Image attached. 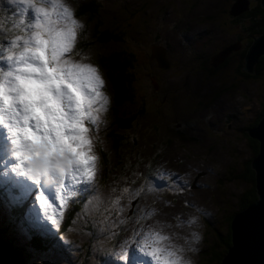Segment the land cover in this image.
I'll return each mask as SVG.
<instances>
[{"label": "rangeland", "instance_id": "374dc122", "mask_svg": "<svg viewBox=\"0 0 264 264\" xmlns=\"http://www.w3.org/2000/svg\"><path fill=\"white\" fill-rule=\"evenodd\" d=\"M80 1L86 0H60L70 12ZM91 1L94 7L93 20L89 17L88 20H78L72 12L69 20L63 8L52 11L51 0H33L32 7L24 0H0V6L6 7L4 12L0 8V32L3 36L8 35L0 47V76L8 71L14 72V67L13 70L11 68L13 63L7 61L8 50L12 42L16 41L17 46L12 49L15 60L24 50V41L30 40L36 31V21L43 20L37 14L36 7H45L52 12L49 27L55 31H64L72 24V20L77 24L87 23L88 33L85 37L90 36L93 47L84 57L77 55L78 47L74 52H67L61 59L71 62L74 67L78 66L76 63H88L95 67L104 81L101 91L108 98L105 110L98 114L93 111V115H98V124L94 126L90 121H85V126L89 128L92 152L98 157L90 183L78 176L80 181L73 182L74 185L68 188L63 187L66 181L64 177L46 182L50 188L45 186L44 181L37 185L31 184L28 170L14 166L11 154L8 155L6 163L9 169L0 171L3 178L0 180V229L9 238L11 225L17 239L28 249L30 264H64L62 256H52V245L43 238L38 236L39 240L31 241L29 247L26 245L33 235H54L64 218L70 221L69 231L79 234L77 238L65 233L58 237L59 242L73 249L72 256L84 238L82 234L88 239H94L87 264L120 261L123 264L122 257L132 249L149 259L146 264H157L151 255L154 249H159L157 255L161 251L166 253L181 249L180 254L191 259L194 264H208L210 261L217 264V257L209 260L206 253L208 245L216 240V232L209 229L210 223L203 216H195L193 210L200 206L211 208L214 211L211 219L214 227L221 234L225 233L230 215L239 209L238 196L253 186L249 161L254 156L256 145L253 146L248 141L243 131L249 124L253 126L255 116L264 105V68L252 70L253 76L244 75L240 70L239 54L243 58L246 50L243 47L248 40L243 38L258 36L259 31L245 32V27L238 24L235 34H230L233 28L222 20L221 31L210 35V29H205L204 32L209 38L211 36V41L206 43L207 35L197 41L206 46L195 54L200 58L192 61L195 58L192 57L193 48L188 49L184 45L182 34L196 30V27L185 30L184 15L180 18L172 16L170 2L157 0L162 12L155 15L156 9H152V4L142 9L144 0L139 6L138 0ZM10 7L13 12H10ZM96 7L99 8L98 15ZM225 18H229L228 14ZM243 18L246 20L245 25L252 26L248 21L252 18L250 14ZM176 22L179 24L175 25ZM123 23H129L132 31L131 27L124 26L125 34L121 41L111 45L113 48L123 46L129 49L128 54L137 58L121 56L129 59L123 73L129 78L122 84V96L127 98L125 104L122 101L119 106H113L114 97L110 85L105 82L106 75L93 64L98 51L105 52V47L99 45L97 37L93 38V32L96 31L94 26L104 31V25L109 27L110 34H118L119 30L109 24H115L119 29ZM152 27H155L152 34L156 33L159 39L149 50V35L146 31ZM5 28H9L7 33H3ZM233 42L228 54L232 60L228 62L222 45L228 47ZM154 48L158 52L155 53ZM151 53H158L164 58L166 67L155 66L151 59V73L150 60L143 59L150 58ZM220 54L223 59L225 57L224 62L219 60ZM219 104L227 107L221 109ZM98 106L93 105V109ZM137 108L141 110L140 113H137ZM230 109L235 110L236 115L228 119L226 114ZM128 115H134L135 119L129 129L120 131L123 142L116 151L110 147L107 136L108 133L115 134V119ZM5 133L9 136L7 129L0 125V134ZM130 138L132 142L129 141ZM6 151L10 153L8 149ZM25 169L26 173L21 174ZM10 170L16 174L9 184L18 182L16 185L6 184L11 179ZM106 171L108 177L105 175ZM99 174L104 175V183H101ZM121 183L125 184L123 188L129 195L128 200L121 197L124 194ZM188 183L193 184L191 188L181 194H173L176 189ZM15 189L19 191L17 196L10 193ZM66 190L71 191L73 196L90 191L92 197L71 208L69 204L74 197L68 198ZM110 190L117 194L116 202L119 205L112 219L104 216L111 207L108 202L114 193H109ZM41 191L48 200L46 206L54 211L52 214L49 212L50 215L40 211L38 196ZM55 196L59 203H64L63 208L57 207ZM17 198L26 200V210L31 221H24L20 214L22 204H15L19 200ZM46 206H43L45 212ZM7 209H10L9 212ZM172 216L175 217L174 221L170 220ZM169 220L170 224L165 225ZM75 239L77 240L73 241ZM33 244H37V248ZM213 246L219 249L218 243ZM95 247L99 250L96 251ZM83 261L85 260H80L79 264H83Z\"/></svg>", "mask_w": 264, "mask_h": 264}, {"label": "clouds", "instance_id": "9594fccd", "mask_svg": "<svg viewBox=\"0 0 264 264\" xmlns=\"http://www.w3.org/2000/svg\"><path fill=\"white\" fill-rule=\"evenodd\" d=\"M24 2L29 7L33 6V0ZM51 7L53 12L58 8L65 9L60 0H51ZM36 12L43 20L36 21L35 32L47 36L44 29L37 25L41 21L49 22L52 12L45 7H36ZM76 25L75 21V24L63 31L68 39H76ZM27 42L25 40L24 44ZM16 46V41H13L8 50L7 61L13 63L14 70L23 73V77L15 78L9 72L0 76V113L4 114V120L0 122L7 128V113H15L17 107L22 110V115H18V122L13 121L15 127L8 137L11 141L8 149L11 162L18 168H26L37 183L57 181L65 175L75 177L76 173L85 182H91L90 175L96 167L98 157L92 152L89 128L85 126V121L96 125L98 119L90 114L89 94L93 93V89L88 73L82 67L91 65L76 63L78 66L74 67L71 62L62 60L51 39L47 46L41 40L31 52H26L24 48L14 60L12 49ZM17 65L23 67L17 69ZM30 124L35 126L36 132L32 131ZM12 137H15V142ZM251 180L253 181V171ZM192 185H182L173 194H181ZM250 188L254 190L253 186ZM193 211L200 212L208 222L214 217V211L205 206L195 207ZM170 220L174 221L175 217L172 216ZM170 220L165 225H169ZM181 252V249L166 253L161 251L154 258L157 264H194ZM147 261L141 259L138 264H146ZM120 263L121 261L109 264Z\"/></svg>", "mask_w": 264, "mask_h": 264}, {"label": "trees", "instance_id": "16d2710c", "mask_svg": "<svg viewBox=\"0 0 264 264\" xmlns=\"http://www.w3.org/2000/svg\"><path fill=\"white\" fill-rule=\"evenodd\" d=\"M175 1L178 3V6H175L174 4H172V8H171L172 13H173L172 16H177L180 18L182 15H184V17H185L184 19H187V18H192V16L197 15V16H195V20H198L200 23H208L209 22V20L205 16H201L202 14L201 15L200 14L199 15L198 14H192L190 11V8L188 7V5H189L188 3L184 2L183 0L182 1L181 0H175ZM155 2H156V0H147V5L149 6ZM234 2H236V0L232 1L231 4ZM251 7L256 8V9H254V11H251V13H248L252 16L251 20L248 19V21L250 23H252V26L245 25L246 20H244L243 16L247 15L246 12H243L241 15L238 14V15L232 17L229 15L228 11L226 10L227 13H225V15L228 14V16H229V18H228V20L230 22L229 26L237 27V25L239 24L240 27H245V32H247V31L253 32L256 30H258L259 32L262 31V29L264 27V7H262V6L258 7L256 2L252 3ZM0 8H3V7L0 6ZM247 8L250 9L248 3H247ZM95 9L97 12L96 14L98 15L99 14V8L96 7ZM9 10L13 11V8L10 7ZM4 11H6V7L3 8L2 12H4ZM92 11H94L92 1L86 0L84 2L80 1V4L78 6H76L74 8V10L71 12L75 17H78V20H86L87 17H89L91 20H93L94 19V17H93L94 13ZM161 12L162 11L160 10V13ZM86 24L87 23H85V22H81L78 25V26H80V28H78V34L80 36V38H79L80 41L78 42V45H77V47L79 46V50L77 52L78 53L77 55L80 57H84L86 55L87 51L90 50L91 47H93L91 42H90V36L85 39V36L88 33V28L86 27ZM109 25L112 26L113 28L119 30V33L118 34H110L109 27H104V25H103L104 31L98 30V28L96 26H94L96 31L93 32V38L97 37L99 45H103L105 47V52L101 53L100 51H98L97 56H95L96 62H93V64L98 67V69L100 70V72L102 74L105 73L106 76L103 75L105 82H107L110 85V89L112 90L113 97H114L113 106H119L120 103L122 101L124 102L125 99L127 98V97L124 98L122 96V94H123L122 84L126 83L128 81L127 79L129 78L123 74L124 69L128 64L127 60H129V59H124L121 56H127L131 59H135V58H137V56H134L133 54H128L129 49H127L123 46H122V48H117V47L113 48L111 45V44H114V43L121 41L120 30L124 29V26H126V23L121 24L119 29L115 24H109ZM217 27L220 28V25H217ZM188 28L189 27L185 26V30H188ZM5 32H7V28L4 29L3 33H5ZM4 40H5V36H3L2 32H0L1 46H2V43ZM243 40L246 41V40H252V39L249 37L248 39L243 38ZM112 54H114V55H113V57L110 58L109 55H112ZM263 63H264V55H262L261 57H259L257 59V61L255 63V65H256L255 69H258L259 67H261V65ZM124 104H125V102H124ZM109 109H110V107H109ZM136 111H137V113L141 112V110L140 109L138 110V108L136 109ZM263 114H264V105L262 106L260 111L255 116V122L253 123V125L259 120V118ZM134 119H135L134 115H128V116H124V117L115 119V124L117 126V127H115V134L108 133V136H107V140H108L110 147H112L113 149L118 151V149L122 145L121 143L123 142V138L121 137L120 131L129 129L131 127V123ZM129 141L132 142L131 138L129 139ZM256 145H257V143H256ZM101 155L103 156L104 153H102ZM119 159H121V158H119ZM100 168H101V165H100ZM105 175H106V177H108V171H106ZM241 175L244 176L243 173H241ZM99 176L102 180L101 183H104V181H105L103 178L104 175L99 174ZM98 183L100 184L99 181H98ZM124 186H125V184L121 183V187H122L123 193H124V194H121V197L127 198V200H128L129 195L126 194V191L123 188ZM109 193H114V192L112 190H110ZM254 198H255L254 190L252 188L246 189L245 192L241 193L240 196H238V200H237V203L239 205L238 210H240L241 208L246 206L248 203L253 201ZM116 201L118 202V196H117V194L114 193L108 202V204L111 207L108 210V213L104 214V216H106V218L108 216L112 219L114 211L117 208H119V205ZM209 223H210L209 229L211 231L216 232V234L214 236V237H216V240H214L215 241L214 243H211L212 242V240H211V242H210L211 244L208 245L207 252H206L208 255L207 254H205V255L209 256L208 257L209 260H211L213 257H217V260H220V258L222 256H224L223 253L226 252V247H229L231 245L229 234H228V231L221 234L219 232V230H217L214 227L213 221H210ZM9 228H10L9 238L5 237L3 229H0V239H3L4 241L8 242V244L10 246H12L13 249L21 252L22 254L24 253L25 260H26L27 257H29V255L27 256V254H28L27 247H25L23 242H20L17 239V236H16L13 228L11 227V225H9ZM74 234H75L76 238L79 236V234H77L75 232H74ZM82 237H84V238L80 241L78 254L75 258H70V256L66 255V254H59L56 251H52L53 257L62 256L61 261L64 264H79L80 260H85V261H83L84 262L83 264H87L86 261L88 260V258L91 255V252H90L91 244H92V241H94V239L93 240L88 239L87 236H85L84 234H82ZM4 238H6V239H4ZM85 239L87 242L85 241ZM33 240H39V239L31 238L30 241H28V244H26V245L28 247L31 246V241H33ZM76 240L77 239H75V241ZM215 243H218L219 249H216L213 246ZM33 246L37 248V244H33ZM209 247H210V249H209ZM94 249L96 251L99 250L98 247H95ZM26 263L28 264L30 262L26 261ZM43 264H45V263H43ZM46 264H50V263H46ZM208 264H212V262L210 261Z\"/></svg>", "mask_w": 264, "mask_h": 264}, {"label": "water", "instance_id": "95a60500", "mask_svg": "<svg viewBox=\"0 0 264 264\" xmlns=\"http://www.w3.org/2000/svg\"><path fill=\"white\" fill-rule=\"evenodd\" d=\"M248 0H237L227 9L230 16L246 11ZM264 7V0H258ZM240 70L252 74L255 63L264 55V27L258 36L250 37ZM238 45V44H237ZM223 59L220 54L219 60ZM248 137L257 141L256 154L250 159L253 171L255 198L240 210L234 212L229 220L228 234L230 246L217 264H264V114L245 131ZM195 216H203L194 211ZM23 254L0 239V264H23Z\"/></svg>", "mask_w": 264, "mask_h": 264}, {"label": "flooded vegetation", "instance_id": "af4514ba", "mask_svg": "<svg viewBox=\"0 0 264 264\" xmlns=\"http://www.w3.org/2000/svg\"><path fill=\"white\" fill-rule=\"evenodd\" d=\"M166 1L167 2H170L171 5L174 4L175 6H178V3L175 0H166ZM183 1L189 4L188 7L190 8V11H191L192 14H198L199 15V14L202 13L201 16H205L209 20L208 23H200L198 20H195V16H197V15H195V16H192V18L185 19V22L183 23V25L184 26H187V27H194V28L196 27V30H191L189 32H184L182 34V41H183L184 45L188 49L193 48L191 50V51H193V56L192 57H195V58H193L192 61H195L199 57L198 55H195V54L198 53V52H200L201 49L204 46H206V44H204V43L203 44H198L197 41L200 38H202V36H204V35H207V38H208L207 41H206V43H208L209 41H211V36H210V38L208 37V34L206 32H204L205 29L206 28H209L210 30H208L209 31L208 33L210 35H212V33L215 32V31H221L220 28L217 27V25H220V23H222V20H223V23H227L228 25H230L229 20L227 18H225V13H226V10L227 9L229 10L231 2L234 1V0H183ZM202 1H204L203 4L201 3ZM141 2H142V0H138L137 6H139V4ZM255 2L257 3V5L259 7L260 5L258 3V0H248V5H249L250 9L248 8V10L244 11V12H246V14L251 13V11H254V9H256V8H252L251 7V4L252 3H255ZM135 6H136V4H135ZM152 6H153L152 9H156L155 15H159L160 14V9H159L160 6L158 7L157 0H156L155 3L152 4ZM147 7H148L147 0H144L143 3H142V9H146ZM134 11L136 12L137 10H134ZM241 14L242 13H240V15ZM175 17H177V16H175ZM214 21H216V22H214ZM143 24H145V22H143ZM177 24H179V22H176L175 23V25H177ZM126 26L131 27V31H132V26L129 23H126ZM232 28L234 30H232V32L230 34H235V28L236 27H232ZM154 30H155V27H152V28H150L149 30L146 31V34L149 35V38L147 40V43L149 44L147 47H148L149 50H151V47L153 45H155L156 42H158V40H157L158 39V36L156 35V33L152 34V32ZM120 33H121V38H122V36L125 34L124 33V30L121 29L120 30ZM249 43H250V40H248L246 46L243 47V48H247V46L249 45ZM233 44H234V42L231 43V44H229L228 47L221 44L222 47L225 48V52H226L225 57L228 60V62H230L232 60L231 57L228 54L231 52V50L229 48ZM235 45H237V44H235ZM153 51L155 53L158 52L157 48L156 49L154 48ZM138 56L141 57V54H139ZM225 57H224V59H225ZM232 58L234 59L233 54H232ZM143 59L144 60L145 59H149L150 62H151V64H152L151 59H153V62H154V65L155 66H159V67H162V68H165L166 67V65H165V59L164 58L162 59L161 56L158 55V53L157 54H152L151 53V57L150 58L144 57ZM224 59H222L223 62H224ZM239 59H240V62H241V64H240V66H241L242 65V61H243L242 54L241 53L239 54ZM262 68H264V66L263 67L261 66L258 69H255V71L261 70ZM152 72H153V64H152V71H151V73ZM241 73H243L244 75H253V72H252V74L247 73L245 71H242ZM222 99H225V97H223ZM226 107H227V105H220V108L221 109H225ZM234 113H236V111L233 110V109H230L228 111V113L226 114V117L229 119L232 115H236ZM249 127H252V124H249L244 129L243 132L245 134H246V132H245L246 129H248ZM246 137L248 138V141L253 146L256 145V140L255 139H252V138L248 137L247 134H246ZM255 152H256V149H255ZM255 152H254V154H255Z\"/></svg>", "mask_w": 264, "mask_h": 264}, {"label": "snow or ice", "instance_id": "6c2138e0", "mask_svg": "<svg viewBox=\"0 0 264 264\" xmlns=\"http://www.w3.org/2000/svg\"><path fill=\"white\" fill-rule=\"evenodd\" d=\"M64 13L66 17L69 20H71V12L68 8L64 9ZM71 22L72 24H75V20H72ZM49 23L50 22L41 21V23L37 25V27H42L44 29V32L47 33L48 35L44 36L42 33L34 32L32 34L31 39L27 40L28 42L27 44H25L24 48L26 52H31V50L35 48L36 44L40 42L41 40H43L45 43V46H47L49 39H51V41L53 42L57 50L58 55H60L61 57L72 49L75 39H68L66 34L63 31L53 30L51 27H49ZM20 67H23V65H17V69H19ZM82 67H84L85 70L87 71L88 79L91 81V85L93 89V93L89 94L91 97L90 114L93 115V111L98 114L102 110H105L106 105L108 104V98L101 91L104 81L101 79V76L97 73V69L95 67H92V66L91 67L82 66ZM8 72L10 76H13L15 78L23 77V73L19 72L18 70H14V72L13 71H8ZM93 105H99V106L93 109ZM18 115H22V110L19 107L16 108L15 113L11 111L7 113L8 120H7L6 129L9 135L11 134V130L14 129L15 127V124L13 121L15 120L16 122H18ZM93 117L95 119H98V115H93ZM3 120H4V114L0 113V121H3ZM0 125H3V127L5 128V124L3 122H0ZM30 127L32 128L33 132H36V128L34 125L30 124ZM12 141L15 142V137H12ZM94 171L95 169H93L92 174L90 175V181L92 180L94 176ZM86 183H90V182H86ZM38 197H39L41 204H48V200L45 199V194L43 191L40 192ZM158 251L159 249H154L151 255L154 257ZM133 253H135V255H133ZM122 259L124 261V264H138L137 253L135 249L130 250V252H125Z\"/></svg>", "mask_w": 264, "mask_h": 264}, {"label": "bare ground", "instance_id": "6f19581e", "mask_svg": "<svg viewBox=\"0 0 264 264\" xmlns=\"http://www.w3.org/2000/svg\"><path fill=\"white\" fill-rule=\"evenodd\" d=\"M7 144H8V143L5 144V147H4L5 150L9 149V147H10V144H8V145H7ZM8 151H9V150H8ZM22 262H23V264H26V260H25V256H24V255H23V260H22Z\"/></svg>", "mask_w": 264, "mask_h": 264}]
</instances>
